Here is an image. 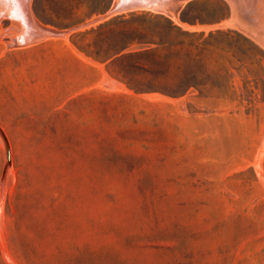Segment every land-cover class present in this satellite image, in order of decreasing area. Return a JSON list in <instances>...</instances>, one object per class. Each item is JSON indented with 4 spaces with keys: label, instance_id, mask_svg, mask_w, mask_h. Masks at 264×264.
Wrapping results in <instances>:
<instances>
[{
    "label": "rangeland",
    "instance_id": "obj_1",
    "mask_svg": "<svg viewBox=\"0 0 264 264\" xmlns=\"http://www.w3.org/2000/svg\"><path fill=\"white\" fill-rule=\"evenodd\" d=\"M4 1L0 264H264V0Z\"/></svg>",
    "mask_w": 264,
    "mask_h": 264
},
{
    "label": "crops",
    "instance_id": "obj_2",
    "mask_svg": "<svg viewBox=\"0 0 264 264\" xmlns=\"http://www.w3.org/2000/svg\"><path fill=\"white\" fill-rule=\"evenodd\" d=\"M24 1H26V5H24L25 3L21 0L20 2L23 3L20 6H22L25 10L20 9L17 2L13 4L14 10L17 11V13H19V17L23 16V13L26 14L25 13L26 11L27 13L29 12L28 13L29 15L27 16L26 14L25 16H27L28 20L30 18V22H32L31 20H33L45 26L64 25L66 27H71L67 29L71 31H74L76 30V28H80V27L86 28V27H95L99 25H104L110 20H113L115 17L122 16L133 11H138V10L151 11L145 8L146 5H156V6H161L163 8L164 7L166 8L167 6V4L163 2V0H160L161 2L159 3L157 0H108L107 3L103 2L100 6H96V7H91L89 5H82V4L70 5L67 6L68 7L67 10L72 13L71 14L72 20L69 22L54 23V22H45L42 20V18L38 14V11L34 7L35 0H28V1L24 0ZM174 2H176V0H174ZM207 24L211 25L210 23Z\"/></svg>",
    "mask_w": 264,
    "mask_h": 264
},
{
    "label": "bare ground",
    "instance_id": "obj_3",
    "mask_svg": "<svg viewBox=\"0 0 264 264\" xmlns=\"http://www.w3.org/2000/svg\"><path fill=\"white\" fill-rule=\"evenodd\" d=\"M4 1V0H3ZM2 0H0V2H3ZM11 1H13V0H11ZM21 0H17L16 2L18 3V5H19V7H20V9H22V10H25L22 6H20V5H22V3L24 2L25 4L24 5H26V1H24V0H22L23 2L21 3L20 2ZM28 1V0H27ZM173 1V0H172ZM185 0H176V3L175 4H173V5H175V7H177V5H181L183 2H184ZM5 2V1H4ZM6 5V4H5ZM22 7V8H21ZM172 7V6H171ZM174 7V6H173ZM179 7V6H178ZM18 8V7H17ZM145 8H147V9H149V10H151V11H153V12H160V13H164V14H166L167 16H169V17H171L172 19H174V20H176V15H177V12H176V14H175V11H174V9H176V8H163V7H161V6H156V5H146V7ZM29 9V8H28ZM178 9V8H177ZM24 12V11H23ZM234 12V11H233ZM25 13L27 14V16L29 15L26 11H25ZM159 13V14H160ZM19 14V13H18ZM21 14V13H20ZM26 14H24L23 13V16H24V18L26 19V20H28L27 19V16H25ZM29 18V17H28ZM24 19V20H25ZM24 20H21V21H24ZM32 21V20H31ZM33 22H30V18H29V20L27 21V23H25V21H24V24H29L30 26H33V24H32ZM20 25V24H19ZM28 25V26H29ZM30 26H29V28L28 29H30ZM35 27H36V25H34ZM183 26H186V25H183ZM24 27H27L26 25L24 26ZM34 27V29H35V32H36V28ZM38 27V26H37ZM199 27V26H198ZM32 28L33 27H31V32H29V34L31 33V34H34L33 32H32ZM27 29V30H28ZM34 29H33V31H34ZM39 29V32H40V28H38ZM47 29V28H46ZM50 31L52 30V32L54 31L53 29H49ZM38 31V30H37ZM42 31V30H41ZM48 31V30H47ZM46 32V31H45ZM45 32H43V33H45ZM36 33H38V32H36ZM36 33L34 34L35 36H36ZM41 34L40 33V37H44V35L45 34ZM30 34V35H31ZM37 35H39V33L37 34ZM42 35V36H41ZM51 35V34H50ZM52 36V35H51ZM36 37H39V36H36ZM35 38V37H34ZM9 141V140H8ZM11 155V154H10ZM259 162V161H258ZM257 169V168H256ZM1 207V206H0ZM2 209V208H1Z\"/></svg>",
    "mask_w": 264,
    "mask_h": 264
},
{
    "label": "trees",
    "instance_id": "obj_4",
    "mask_svg": "<svg viewBox=\"0 0 264 264\" xmlns=\"http://www.w3.org/2000/svg\"><path fill=\"white\" fill-rule=\"evenodd\" d=\"M193 1H195V0H192V1H190V2H193ZM190 2H188V3H190ZM183 21H184V20H183ZM171 25H172L173 27L179 28L178 26L172 24V22H171ZM221 32H222V31L219 30V29L210 30V31H209V36H213V35H216V34L221 33ZM180 43H183V41H180ZM255 48L258 49V47H257L256 45H255ZM149 51H153V49H151V50H149ZM139 53H140V52H137V54H139ZM153 84H159V83H158V82H154ZM153 90H157V89H153Z\"/></svg>",
    "mask_w": 264,
    "mask_h": 264
},
{
    "label": "water",
    "instance_id": "obj_5",
    "mask_svg": "<svg viewBox=\"0 0 264 264\" xmlns=\"http://www.w3.org/2000/svg\"><path fill=\"white\" fill-rule=\"evenodd\" d=\"M163 2H165V4H170L172 3V0H163Z\"/></svg>",
    "mask_w": 264,
    "mask_h": 264
}]
</instances>
